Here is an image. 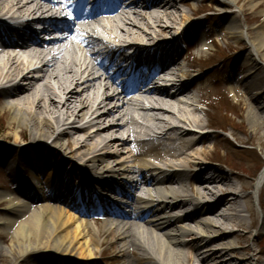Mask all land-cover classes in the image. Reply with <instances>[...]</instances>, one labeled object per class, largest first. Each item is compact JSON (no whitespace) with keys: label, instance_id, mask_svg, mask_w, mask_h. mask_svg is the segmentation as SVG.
Returning a JSON list of instances; mask_svg holds the SVG:
<instances>
[{"label":"bare ground","instance_id":"obj_1","mask_svg":"<svg viewBox=\"0 0 264 264\" xmlns=\"http://www.w3.org/2000/svg\"><path fill=\"white\" fill-rule=\"evenodd\" d=\"M78 1L86 5L85 12L77 14L78 20L87 19L93 23L102 18L104 24L98 23L100 30H109L117 39L116 46L102 45L101 39L90 40L93 48L101 46L104 49L94 50L93 57L89 53L81 59L104 57L115 64L114 69H119L117 77L103 67L107 79L104 80V76L92 79L96 68L93 66L90 70L91 63H86L84 69L77 67L70 49L72 38L77 36L71 29L66 28L67 32L58 39L50 37L56 31L46 18L58 20ZM236 1L226 0V3L234 5ZM106 2L0 0L1 16L35 19L19 23L29 30H13L0 23V37L8 28L15 38V41L0 40V86L6 84L5 91L2 89L4 98L14 100L5 101L2 111L10 112V132L16 140H21L25 129L30 131V144L26 148L35 164V168L29 170L35 179L27 182L29 189L34 190L32 195L16 196L0 191V202L8 203L7 214L0 217L2 233L7 239L6 243H0V255L10 257L11 264H19L29 254L50 251L63 263L97 264L96 255L103 242L90 224L89 214H85L87 210L80 202L81 193L73 189L71 174L68 176L61 171L63 165H57L52 173L45 175L51 163V157L46 154L48 150L35 153L39 141L49 138L52 139L49 146L67 140L66 158L74 156L83 160L85 168L95 172L96 183L108 187L118 197L119 209L113 205L111 210L119 220L106 222L105 231L117 247L123 264H264L262 251L252 246H242L238 250L232 237L236 235L246 243L252 229L259 234L264 232V210L260 211L258 225V217L248 208L252 220L248 225L243 215L246 208L242 203L243 195L231 180L242 181L244 190L252 185L253 178L229 175L221 167L206 166L211 161L206 145L209 136L187 130L186 125L197 131L208 128V123L200 117L203 98L194 97L191 90L201 76L193 75L188 84L178 76L169 81V87H156L145 93L142 99L150 108L142 114L136 113L129 97L141 94L145 85L140 84L137 89L125 88L118 93V88H124L121 74L127 70L122 62L133 59L127 56L129 47H134L135 57L147 52L159 54V62L170 64L172 68L177 63L180 51L178 47L171 48L166 37L180 16L174 11L178 0H118V7L110 11L103 8ZM64 3L68 7L60 8ZM87 26L92 28L90 23ZM147 29L155 34H148ZM231 30L240 38H249L254 55L245 63L254 65L260 60L264 66V38L260 35L251 38L239 26L232 25ZM257 78L261 80V76ZM159 79L160 83H167L162 77ZM49 80H54V84H48ZM100 81H104V86L97 85ZM255 89L254 95L263 100L264 86ZM233 92L236 97L237 92ZM81 121L84 125L77 127ZM247 121L253 137L264 146V101L250 105ZM145 153L149 154L144 156ZM115 158L119 160L114 165L119 171L117 180H102L101 173L96 171L105 168L108 172L114 167L109 161ZM136 168L140 172H136ZM165 173L169 176L164 180ZM86 177L91 180L89 174ZM51 179L60 181V196L56 199L61 204L59 208L37 188ZM263 181L264 172L255 183V195L261 207L264 205ZM144 185L167 186L168 200L139 207L136 193ZM188 187L195 191L189 193ZM31 197H40L39 208H34V201H29ZM164 209L182 213L164 216ZM175 222L182 227L177 228ZM189 227L198 228V236L202 238L211 237L210 244H201L202 238H193V246L187 253L189 244L184 236L187 232L195 236ZM218 244L220 247L215 248ZM210 247L211 250L207 249ZM213 249L217 251L208 254Z\"/></svg>","mask_w":264,"mask_h":264},{"label":"rangeland","instance_id":"obj_2","mask_svg":"<svg viewBox=\"0 0 264 264\" xmlns=\"http://www.w3.org/2000/svg\"><path fill=\"white\" fill-rule=\"evenodd\" d=\"M176 5L174 11L180 16L173 24L171 33H168L167 42L178 45L176 40H180L177 38L179 33L186 35L193 31L194 38L191 42L187 41V51L181 47L183 51L182 61L178 62L181 64V71L190 75L201 76L199 83L191 90L194 97L203 98V102L199 106L200 117L204 123H208V128L204 130L197 131L195 128L186 125L187 130L201 132L203 135L209 136L206 145L210 152L211 161L206 166L221 167V170L229 175L253 178L252 185L244 190H242V181L236 178L231 180L238 185L239 190H241L240 193L243 195L242 203L247 208V210L244 208L245 212L243 213L246 223L250 225L252 221L248 212L249 208L258 217V225H260V211L264 210V207L260 208L261 206H259L258 198L255 195V183L261 173L264 172V146H261L259 140L253 137V132L248 127L247 116L251 104H262L264 101V99L254 95L256 86H264V66L260 64L259 59V62L254 65L245 63L248 57L254 55L253 48L250 46L247 36L240 38L234 35L231 27L232 25L239 26L251 38L259 35L264 38V0H237L234 5H228L226 0H186L185 2L178 0ZM148 31V34L154 32L153 30ZM203 34L214 39L217 50L214 51L210 59L199 61L192 50L194 44L199 42V38ZM260 76L261 80H258L257 77ZM191 79L188 78L184 82L189 83ZM48 84H54V81L49 80ZM7 87L6 84L0 86V191L20 194V186L16 184L15 178V175L20 174V172L16 168L19 164L23 165L24 168H34L30 166L33 162L26 148V145L30 144L31 133L25 129L21 134V140H16L14 133L10 132V112H3L1 106L7 100L14 102L11 98H4L6 96L3 90ZM233 90L237 92L236 97L233 96ZM80 123L77 125H81ZM239 138L245 142L240 141ZM48 139L39 141V148L35 153L41 152L38 154H42L48 150L46 154L52 160L57 159L62 162L66 158L65 148H67L68 141L64 139L56 142L53 146H49L52 139ZM72 159L78 160L74 156ZM80 172L79 177L82 175V169ZM184 182L187 186L186 181ZM53 186L50 184L49 187L54 189ZM246 195H248L247 199L244 198ZM7 204L5 201L0 202V217L7 214ZM93 227L100 240H104L101 246V252L103 250L104 252L102 255L97 254L98 260L101 261V264H107L108 260L105 257L109 258V255L116 252V249L112 248L110 238L106 240L102 236L101 226L93 225ZM2 229L3 226L0 224L1 244L7 242ZM232 237L233 244L238 247V250L242 246H252L263 252L262 259L264 260V232L259 234L256 229H252L249 236L246 235V243L236 235ZM209 242L204 244L208 245ZM216 246L220 247V244L214 247ZM207 249L211 250V247ZM209 251L208 254L215 252V250ZM186 252L189 253L190 249ZM99 255L102 258H99ZM56 257L53 252L38 251L29 254L19 264H68ZM10 262V257L0 255V264H11ZM109 262L111 263V261Z\"/></svg>","mask_w":264,"mask_h":264}]
</instances>
